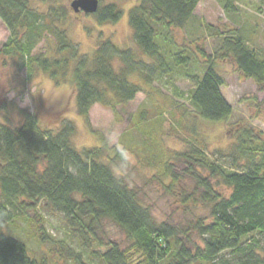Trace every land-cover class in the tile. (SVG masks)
<instances>
[{
  "label": "trees",
  "instance_id": "trees-1",
  "mask_svg": "<svg viewBox=\"0 0 264 264\" xmlns=\"http://www.w3.org/2000/svg\"><path fill=\"white\" fill-rule=\"evenodd\" d=\"M200 1L137 0L129 9V24L139 53L107 38L89 55L67 35L64 8L51 6L44 12L34 0H0V18L10 31L0 52L20 58L30 76L43 71L57 83L69 76L76 91L75 110L88 122L96 103L116 111L143 91V85L153 86L175 74L191 87L176 94L188 105L173 101L175 106L192 107L200 120H228L233 106L223 95L225 79L218 62L233 60L264 92V58L249 46L251 39L240 28L224 36L216 32L219 47L213 53L203 45L197 44L194 52L188 44H178L172 30L192 23ZM222 4L228 15L239 10L237 0ZM263 7L260 0L259 12ZM121 13L113 4L103 8L100 4L92 15L100 22H116ZM43 40L49 43L35 54ZM19 112L21 123L12 124L9 117L0 122V223L29 220L45 202L64 215L84 249L96 244L89 260L81 251L68 249L72 264H264V138L252 127L235 129L227 148L211 156L197 137L175 154L173 159L184 161L183 172L194 182L191 191L178 187L184 175L174 170L172 161L165 163L161 176L169 181L161 179L162 188L188 212L193 207L208 211L175 222L158 218L142 188L131 184L122 171L129 164L126 147L104 143L78 149L71 119L45 128L36 114ZM146 113L139 111L137 124L147 121ZM216 185L227 187L229 194L223 195ZM107 222L123 232L126 245L105 239ZM36 232L41 241L52 240L43 219ZM0 264L48 263L32 256L25 241L2 235Z\"/></svg>",
  "mask_w": 264,
  "mask_h": 264
},
{
  "label": "rangeland",
  "instance_id": "rangeland-1",
  "mask_svg": "<svg viewBox=\"0 0 264 264\" xmlns=\"http://www.w3.org/2000/svg\"><path fill=\"white\" fill-rule=\"evenodd\" d=\"M72 1L34 0V3L44 12L51 6L66 10V33L83 54H92L98 44L107 38L119 47L131 48L139 53L129 24V9L137 0H100L102 8L113 4L122 11L116 22H100L92 14L75 12ZM222 1L201 0L192 23L187 28L172 30L177 43L188 44L194 52H197V44L203 45L208 53H213L219 47L216 32L224 36L231 29L240 28L251 39L249 46L256 48L264 58V7L261 12L257 9L260 0H237L239 10L231 15L226 13ZM9 37L10 31L0 18V50ZM48 43L43 40L34 53L44 51ZM217 68L225 79L223 95L233 106V114L228 120H200L192 107L175 106L188 105L184 99H177L176 94L191 88L188 80L175 74L159 79L153 86L143 85V91L128 104L118 106L116 111L96 103L88 122L75 110L76 91L69 76L61 83L39 70L30 76L20 58L0 52V122L9 117L12 124L21 123L20 110L36 114L45 128H57L56 125L64 118L71 119L76 126L73 143L78 149L98 147L104 143L110 148L126 147L129 164L122 171L129 175L131 184L142 188L143 198L154 214L162 220L171 218L175 222H184L193 218L194 213L208 215V211L193 207V212H188L189 209L175 202L162 188L161 179L169 181L161 176L165 163L172 161L174 170L184 175L178 187L191 191L194 182L183 172L186 169L184 161L174 160L173 157L195 142V137L203 141L199 145L210 156L218 149L227 148L235 129L243 126L252 127L264 138V92L259 91L252 79L241 74L233 60H221ZM132 79L140 81L137 77ZM141 109L147 110V121L137 124ZM194 121L197 128L195 136L192 132ZM215 187L223 195L229 194L224 185ZM38 213H32L29 220L20 217L16 223H0V236H13L25 241L30 254L46 259L48 264H72L67 257L68 249L81 251L86 260L90 259V252L97 248L96 244L92 243L90 248L84 249L81 239L66 225L62 213L51 209L45 202L40 204ZM42 219L52 240L38 239L36 229ZM104 234L105 239L117 240L123 246L127 244L123 232L111 222L105 224Z\"/></svg>",
  "mask_w": 264,
  "mask_h": 264
},
{
  "label": "water",
  "instance_id": "water-1",
  "mask_svg": "<svg viewBox=\"0 0 264 264\" xmlns=\"http://www.w3.org/2000/svg\"><path fill=\"white\" fill-rule=\"evenodd\" d=\"M71 6L75 12H85L87 14L96 13L100 6V0H73Z\"/></svg>",
  "mask_w": 264,
  "mask_h": 264
}]
</instances>
